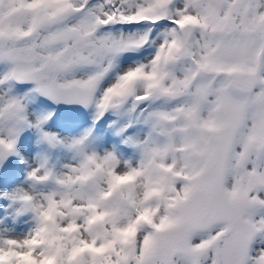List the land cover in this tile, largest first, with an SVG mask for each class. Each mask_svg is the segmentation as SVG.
Returning a JSON list of instances; mask_svg holds the SVG:
<instances>
[{
	"label": "snow or ice",
	"instance_id": "snow-or-ice-1",
	"mask_svg": "<svg viewBox=\"0 0 264 264\" xmlns=\"http://www.w3.org/2000/svg\"><path fill=\"white\" fill-rule=\"evenodd\" d=\"M0 264H264V0H0Z\"/></svg>",
	"mask_w": 264,
	"mask_h": 264
}]
</instances>
